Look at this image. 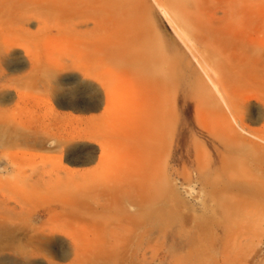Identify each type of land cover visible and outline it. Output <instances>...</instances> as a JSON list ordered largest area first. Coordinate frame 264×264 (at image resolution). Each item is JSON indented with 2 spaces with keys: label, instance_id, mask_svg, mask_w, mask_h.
<instances>
[{
  "label": "rangeland",
  "instance_id": "rangeland-1",
  "mask_svg": "<svg viewBox=\"0 0 264 264\" xmlns=\"http://www.w3.org/2000/svg\"><path fill=\"white\" fill-rule=\"evenodd\" d=\"M141 3V33L113 30L95 66L43 13L0 33V264H264V0L199 1L218 114Z\"/></svg>",
  "mask_w": 264,
  "mask_h": 264
},
{
  "label": "bare ground",
  "instance_id": "bare-ground-1",
  "mask_svg": "<svg viewBox=\"0 0 264 264\" xmlns=\"http://www.w3.org/2000/svg\"><path fill=\"white\" fill-rule=\"evenodd\" d=\"M170 1L178 4V9H166L163 6L162 0H153L158 10L166 18L174 36L184 45L192 58V62H194L200 70V72L197 73V70L193 69L189 62L186 63V70L193 74L195 78V89L198 92H202L204 96L208 98L216 114L224 112L228 107V103L226 96L224 97L225 94L223 95L225 91L223 87L225 79L221 72L222 70H219L220 72L214 70V74L217 73L215 76H212L211 74L213 73H209L206 67V63H208L209 59H212L213 55L209 54L210 51L207 49L209 46H212L209 40L210 38L208 39L210 35L204 31L205 28L203 23L199 20V15L202 13V9L199 6V1L201 0ZM142 7L141 0H0V33L2 35L24 33L27 23L30 22L34 16L43 13L47 18L50 17L53 19L55 23L53 25L44 23L40 25V30L47 31L55 28L58 32L62 31L64 36L61 42H57V44H61L65 47L82 48L79 52L80 58L85 60L88 64L95 66L99 60L97 53L99 47L102 46L108 50L112 44H114L115 39L113 40L111 37L113 30L116 29L124 35H132V33L138 35L141 33V22L143 18L141 17ZM192 9H194V12H191ZM224 15L226 16V14ZM179 20L180 23L178 22ZM177 25L181 27L184 26V29L186 28L185 31L182 29L179 30ZM67 33H70L69 36L66 35ZM191 36L199 45H204L206 49L203 48L204 50L202 51L196 49L191 43ZM50 40L53 43L56 42L53 38ZM174 49L175 47H172L171 52H176ZM9 53L10 52L6 50L5 54L3 53L4 55H1V62L8 66L9 69L13 70L14 67H11L12 63L8 57ZM181 58H183V61H186L185 57ZM216 58L219 60L224 59L222 55ZM204 66L206 68H204ZM58 70L57 75L59 77L65 80L69 79L70 72L68 73L67 68H59ZM82 75L84 78L89 76L84 72H82ZM213 89L216 90L217 97L212 95ZM107 103L108 107H113L110 99L107 100L106 104ZM216 109L218 111H216ZM215 118L217 125L223 126L221 132L226 135L227 132L238 135L232 129L227 118ZM234 123L237 124L236 121H234ZM237 127H239L243 133L245 132L242 125L239 126L237 124ZM234 138H236L234 142L239 143L240 140L237 139V136Z\"/></svg>",
  "mask_w": 264,
  "mask_h": 264
}]
</instances>
